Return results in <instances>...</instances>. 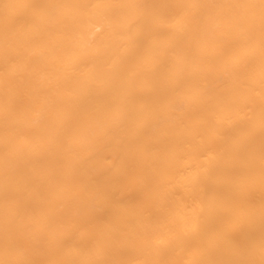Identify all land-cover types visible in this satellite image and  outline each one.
<instances>
[{
  "label": "bare ground",
  "instance_id": "1",
  "mask_svg": "<svg viewBox=\"0 0 264 264\" xmlns=\"http://www.w3.org/2000/svg\"><path fill=\"white\" fill-rule=\"evenodd\" d=\"M0 264H264V0H0Z\"/></svg>",
  "mask_w": 264,
  "mask_h": 264
}]
</instances>
